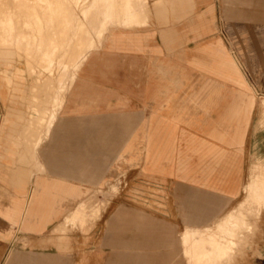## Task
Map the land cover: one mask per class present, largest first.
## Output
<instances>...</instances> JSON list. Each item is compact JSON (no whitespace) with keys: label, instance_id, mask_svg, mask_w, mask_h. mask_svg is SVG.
<instances>
[{"label":"crops","instance_id":"obj_1","mask_svg":"<svg viewBox=\"0 0 264 264\" xmlns=\"http://www.w3.org/2000/svg\"><path fill=\"white\" fill-rule=\"evenodd\" d=\"M101 1L95 31L106 32L81 65L50 129L51 102L42 89L24 90L27 112L18 115L20 123L6 118L8 124L0 125V264H66L68 245L57 239L56 227L97 193L106 192L105 206L114 199V183L103 182L114 155L122 162L139 159L146 180L165 185L164 199L191 233L220 221L242 192L245 203L234 206L238 211L231 217L264 203V127L258 125L264 105L260 110L244 71L261 76L264 89V67L254 72L247 60L264 58V0ZM19 17L34 19L32 13ZM48 18L52 25L54 16ZM260 97L261 103L264 93ZM5 115L0 113V123ZM252 159L257 160L246 178ZM171 228L137 208L120 207L103 226V243L80 259L172 264V255L160 257ZM189 234L176 235L177 264H203L202 248L186 245ZM48 239L55 251H39Z\"/></svg>","mask_w":264,"mask_h":264},{"label":"rangeland","instance_id":"obj_2","mask_svg":"<svg viewBox=\"0 0 264 264\" xmlns=\"http://www.w3.org/2000/svg\"><path fill=\"white\" fill-rule=\"evenodd\" d=\"M68 1L70 2V4H68ZM111 1L112 0H104L103 2L111 3ZM101 3V0H83L81 2H78L76 0H60V3L59 0H0V15L4 18L7 15L9 17L7 23H0V113L6 114L5 117H2L3 120L0 123L2 127L6 126L9 122L6 121V118L15 119L13 124H15L16 122L20 123L21 119L18 115L25 114L24 112L26 111V105L23 97V92L24 90L26 91V88L29 89V92L32 89L35 90L36 88L40 90L42 89L45 93V95L43 94L45 98H48L50 95V88L48 89L47 86L48 83H45L43 81L44 78L42 76H44V74H39L38 72L40 69H42V66L44 64L42 60L43 52L36 51L35 49L36 45H39V39L42 42L44 39L46 40V38L48 39L50 37H55L53 45H49V43H44L45 41L42 42L44 43L42 44V46L48 45L51 49H49V51H53V53L56 52V48L58 49V52L54 53L55 62L52 68L54 75H57V73L60 71V63L61 65H67L65 67L67 71L70 70V67L73 66L72 72L70 73H76L77 70L79 71L81 66L79 67L80 63H78V66H75L74 60L77 59L80 54L82 55V53H84L83 48L80 51L78 50L79 52H77V46L72 50V47H75V43H77L75 37H77L78 33L77 31L79 28V20H83V17H85L86 26L87 28L89 27V30L91 31L89 36L97 35L96 39L97 37L98 39L102 38L107 28L103 27L95 31V28L98 26L99 21L102 19V16L100 17ZM35 5H37L38 7L42 6L46 9H33V6ZM66 5L69 8H66ZM70 7H72L73 9ZM67 10L69 11V13L63 15V13ZM82 11H84V13L81 15L80 12ZM31 13L33 14L35 20L32 18L23 19L22 17H19L20 15L29 16ZM49 16H54L55 18L53 19L54 22L52 23V25H47ZM61 17L63 19L65 18V20H69L72 18L73 26H70L69 24H67L66 26V21L61 19ZM11 18L13 19L11 20ZM112 18V15L105 17V19L108 20V24L114 21L111 20ZM62 21L65 23H63ZM61 22L62 25H60ZM123 23L125 24V22ZM38 25H40V27ZM63 25H65L66 27V33H64L65 27ZM59 27H61L60 30ZM2 29H5V31L8 29L7 36L5 35V33H3ZM52 29H56L54 33H52ZM49 30L51 31V33ZM21 34H25L29 38L31 37V35L33 36L30 39H26L25 37H22ZM74 34L76 35L74 36ZM33 39H35L36 41ZM96 42L98 41L96 40ZM98 46L99 45L95 44L93 49H96ZM35 58L37 60H35ZM247 60L252 66V71H257V73H260V70L264 67V58H251ZM239 61L243 64L242 59H239ZM32 67H34L35 71L38 72V75H32L30 73ZM78 71L76 75H74L75 80L77 78ZM244 71L248 80L254 85L256 89L255 91H257L256 93L259 94H256V101L259 102L258 107H260L261 110L263 105H260V96L262 93H264V89L260 81L261 76L256 79L255 76H252V74L248 70H245V68ZM259 75L260 74H258V76ZM28 80L30 81V84ZM38 83L40 84V86ZM68 93L70 94V91L67 92V95ZM260 113V121L258 122V125L260 127H264V113ZM19 130H22V128L19 127ZM13 140L15 141L16 138H14ZM143 149L144 148L142 147V157ZM255 160L257 159H252L249 161L248 168L246 171V178L248 175L249 166ZM140 164L141 163L139 159L134 162H122L121 160H117L114 155V158L110 161L108 176L103 180V182L106 181L114 183L112 185V189L115 191L118 190L114 199L111 200L107 204V206H105L106 203L103 200L106 197V192L97 193L98 197H94L93 201L89 203V214L87 213L88 207L86 205H82L74 211L73 219L72 214L67 215L71 216L70 222H65V220H61L60 223L57 225V239L59 241L65 242L66 245H68L67 252L70 258L66 261V264H84L80 259V255L84 251L88 249H94L95 247L100 246L103 243V226L105 225L107 220L111 218L115 211L120 207L137 208L141 211V213L144 211L146 212V214L152 215L153 217L159 220L165 221L172 227L171 230L174 231L171 234V239L167 241V250L164 253H160V257L164 259L172 255V264H177L179 262H177L178 259L174 254L175 246L177 245V242H179L176 238V235H178L179 233H181V235H185L187 232H189L190 237H194L196 241H194L193 243H187L186 245L192 246L194 244L200 247L203 244L200 241L201 238L207 239L209 238V236L212 235L218 240L220 239L221 235L227 234L222 232V230L227 229L234 231L233 238L234 241H236L238 244L232 249L230 258L227 259V261L229 262H227L226 259H224L223 262L227 264H264L263 202L262 205L259 207L258 211L249 212L248 214L247 210L242 208L241 214L237 213L233 217L224 215L222 217V221L219 222L218 220L212 223V225H210L209 227L198 228L195 229L193 233H191V230L193 228L185 227V229H183L172 212L170 202L164 199L165 196L169 194L166 193V190L164 188L165 185L155 180H146L140 170ZM115 184L118 188H116ZM106 186L107 185L105 184L103 185L104 188H106ZM91 193L92 192H90L89 194ZM243 196L244 193L242 192L240 197H238V199H236L231 205H229V207H227L224 212L236 206L237 204L239 206L244 205V200H240ZM72 206V204L68 205L67 209H71ZM86 229L89 230L87 232H84ZM239 231L242 232L240 233ZM52 232L54 231L52 230ZM50 236L49 239H51ZM49 239L47 243L46 241H42L38 244L37 248L39 251H55L54 246L52 244H48L51 242ZM197 239L199 241H197ZM172 244L174 245V248L170 250L169 247H171ZM26 245L28 246L27 242L22 244V248L26 247ZM105 250L106 252H108L109 248L105 247ZM163 250L164 249H162V251ZM190 251H192V249H190ZM234 254L235 256L233 257ZM230 259H232V261Z\"/></svg>","mask_w":264,"mask_h":264},{"label":"bare ground","instance_id":"obj_3","mask_svg":"<svg viewBox=\"0 0 264 264\" xmlns=\"http://www.w3.org/2000/svg\"><path fill=\"white\" fill-rule=\"evenodd\" d=\"M55 1V0H54ZM64 1H66V0H64ZM76 1H78V2H81V1H83V0H76ZM69 2V1H68ZM59 3H60V0H59ZM66 3V2H65ZM64 4V3H63ZM68 4H70V2L68 3ZM65 6V5H64ZM63 6V7H64ZM67 6V5H66ZM65 8V7H64ZM66 8H69L68 6L66 7ZM70 8H72V7H70ZM73 9V8H72ZM66 10V9H65ZM69 10V9H68ZM67 10V11H68ZM60 11V10H59ZM67 11H65L64 13H63V15H66L67 13H69V11L67 12ZM70 12H71V9H70ZM81 13V15L84 13V11H82V12H80ZM1 14V13H0ZM41 14V13H40ZM70 14H72V13H70ZM68 16H69V14H68ZM71 17V16H70ZM69 17V18H70ZM67 18V17H66ZM82 18V17H81ZM8 19H9V17H8ZM41 19V18H40ZM61 19H63L62 17H61ZM42 20V19H41ZM64 21H66V26H67V20H65V18L63 19ZM74 20V19H73ZM78 20V19H77ZM60 21V20H59ZM70 22H71V20H69ZM6 22V19L4 18V17H2L1 15H0V23L2 24V23H5ZM36 22V21H35ZM63 22V21H62ZM62 22H61V24L60 25H62ZM63 23H65V22H63ZM74 23V22H73ZM70 25V24H69ZM39 27H40V25H38ZM37 26V27H38ZM64 27H65V25H63ZM72 26H73V24H72ZM78 33H77V37H75V40L77 41V43H75V47H72V50H73V48H76V46H77V52H79L82 48L84 49V53H82V55L80 54L79 56H80V58H79V56H78V58L77 59H75L74 61H75V66L77 65L78 66V63H80L79 64V67L82 65V63H84V61L86 60V58H87V56H88V54L93 50V47L95 46V44L96 45H100V42H101V38H99L98 39V37H97V39H96V36L97 35H90L89 36V34L91 33V31L89 30V27L87 28V26H86V19H85V17H83V20H79V25H78ZM60 28L61 27H59V30H60ZM73 28V27H72ZM42 29V28H41ZM71 29V28H70ZM69 29V30H70ZM3 30V33H5V29H2ZM40 31V30H39ZM50 31V30H49ZM66 27H65V30H64V33H66ZM14 32V31H13ZM58 32V31H57ZM70 32V31H69ZM50 33H51V31H50ZM56 34V33H55ZM85 34H87V35H85ZM14 35V34H13ZM62 35V34H61ZM76 34H74V36H75ZM86 37H85V36ZM7 36V35H6ZM51 36V35H50ZM65 36V35H64ZM4 37V36H3ZM40 37V36H39ZM66 37V36H65ZM58 38V37H57ZM57 38H56V40H57ZM60 38H61V36H60ZM64 38V37H63ZM66 39V38H65ZM64 39V40H65ZM10 40V39H9ZM8 40V41H9ZM33 40H35V39H33ZM47 40V41H46ZM46 40L44 39L42 42H44V43H49V45H53L54 44V40H55V37H50V38H46ZM96 40L98 41V42H96ZM36 41V40H35ZM41 42V40L39 39V45H36V47H35V49H36V51H40V52H43L42 54V60H43V62H44V64H43V66H42V69H40L38 72H39V74H44V76H42L43 78H44V82L46 83H48V89L50 88V95H49V100H50V102H51V111H50V109H48L49 108V106H48V108L46 107L45 109L47 110H49L50 112H51V115H50V118H49V121H48V123L46 124L47 125V129H50L49 127H51V124H52V121L54 120V118H55V116L57 115V112H58V110H59V106L62 104V102H63V100L65 99V97L67 96V92H69L70 91V88L72 87V85H73V82H74V80H75V76L74 75H76V73H77V71H76V73H70V72H72V67H70V70H68L67 71V69H65V67L67 66H65V65H61V63H60V71L57 73V75H54V73H53V71H52V68H53V64H54V62H55V57H54V53H56V52H58V49L56 48V52H54L53 53V51H49V49H50V47L48 46V45H46V46H42V44H44V43H42ZM38 43V42H37ZM57 43V42H56ZM62 44H63V41H62ZM77 44V45H76ZM11 46V45H10ZM63 46V45H62ZM74 46V45H73ZM8 47V46H7ZM60 47H61V45H60ZM1 48V47H0ZM23 49V48H22ZM41 49V50H40ZM43 50H45V51H43ZM48 50V51H47ZM51 50V49H50ZM79 50V51H78ZM74 51H75V49H74ZM73 51V52H74ZM83 51V50H82ZM72 52V53H73ZM36 53V52H35ZM77 54V53H76ZM56 55V54H55ZM65 55V54H64ZM40 58H41V56H40ZM35 60H37L36 58H35ZM58 60V59H57ZM66 60V59H65ZM64 60V61H65ZM59 61V60H58ZM39 62H41V61H39ZM40 64V63H39ZM67 64V63H66ZM58 65V64H57ZM33 66V65H32ZM56 67H58V66H56ZM41 68V67H40ZM69 68V67H68ZM74 69V68H73ZM56 70H57V68H56ZM38 72H36L35 71V69H34V67H32L31 68V70H30V73L33 75V74H35V75H38L37 73ZM56 74V73H55ZM55 76H56V78H55ZM33 77V76H32ZM31 77V78H32ZM39 78H41V77H39ZM33 79V78H32ZM36 79V78H35ZM55 79H56V82H55ZM33 81H35V80H33ZM40 81V80H39ZM42 81V80H41ZM73 81V82H72ZM28 82H29V84H30V81L28 80ZM33 83V82H32ZM43 83V82H42ZM39 84V83H38ZM45 85V84H44ZM50 85V86H49ZM39 86H40V84H39ZM45 88V87H44ZM36 90H37V88H36ZM40 89H38V91H39ZM46 90V89H45ZM41 91V90H40ZM40 91L38 92L39 94H40ZM42 92V91H41ZM30 93V92H29ZM37 93V94H38ZM43 93V92H42ZM38 96H41V95H38ZM37 96V97H38ZM31 97V96H30ZM32 98V97H31ZM41 97H39V99H40ZM34 99H35V97H34ZM38 99V98H37ZM46 99V98H45ZM31 101L33 102V98L31 99ZM30 101V102H31ZM39 101V100H38ZM37 101V102H38ZM42 102H43V100H41ZM45 101V100H44ZM29 102V101H28ZM31 102V103H32ZM31 103H29L32 107H33V104H31ZM34 103V102H33ZM39 103H41L40 101H39ZM37 104V103H36ZM44 103H42L41 105H43ZM264 105V101H261V103H260V105ZM40 105V106H41ZM30 106V107H31ZM45 106H47V105H45ZM34 107H36L35 105H34ZM42 107V106H41ZM44 107V106H43ZM260 108V107H259ZM27 109H29L28 107H27ZM34 110V109H33ZM27 112V111H26ZM29 112H30V110H29ZM44 112V111H43ZM263 113H264V109H263ZM27 114V113H26ZM46 115V113H42V115ZM30 115H31V113H30ZM30 115L28 116V114H27V116L28 117H30ZM37 116V115H36ZM49 116V115H48ZM34 117V116H33ZM32 117V118H33ZM41 117V116H40ZM39 117V118H40ZM29 119V118H28ZM41 120H42V117L40 118ZM39 119V120H40ZM48 119V118H47ZM33 120L35 121V118H33ZM29 123V122H28ZM44 123H46V121H44ZM30 124H31V122H30ZM32 125V124H31ZM39 125V124H38ZM45 126V125H44ZM36 127V126H35ZM39 128V127H38ZM40 128H41V126H40ZM39 128V129H40ZM49 131V130H48ZM40 132H41V130H40ZM45 133V132H44ZM43 133V134H44ZM32 134V133H31ZM46 135V137L48 136V134H44V136ZM24 137V136H23ZM22 138V137H21ZM41 140H43V139H41ZM44 141V140H43ZM37 142V141H36ZM39 142H41L42 143V141H39ZM38 142V143H39ZM45 142V141H44ZM43 142V143H44ZM252 178H253V185H254V189H253V195L255 196V181H256V176L258 175L257 173H256V170H253L252 172ZM259 173V176H260V172H258ZM245 186L247 187L248 186V180L246 179V182H245ZM261 206V205H260ZM236 211H238V209H236V207H233L232 208V211H229L227 214H226V216H229V217H231L232 216V214H234V212H236ZM220 221H222V218H221V220ZM219 221V222H220ZM226 225V224H225ZM224 233H227V234H224V235H221V237H220V239H216V238H214L212 235L211 236H209V238H207V239H200V241L203 243L202 244V246H200L201 248H202V250H201V254H200V258H201V262L203 263V264H223V263H225V262H223V260H222V258L223 257H225L224 259H226V261H227V259L228 258H230V254H231V252H232V249L238 244L236 241H234V238H233V235H231V233H230V229H227V230H222ZM218 236V235H217ZM194 240L196 241V239L194 238V237H190V235H189V238H188V242L190 243H193L194 242ZM197 241H199V240H197ZM191 246V245H190ZM196 246V245H195ZM196 247H199V246H196ZM234 251V250H233ZM184 253H185V250H180L179 251V257H183L184 256ZM235 256V254L233 255V257ZM231 258H232V256H231ZM231 261H232V259H230ZM234 260V259H233ZM227 262H229V261H227ZM225 264H227V263H225Z\"/></svg>","mask_w":264,"mask_h":264}]
</instances>
